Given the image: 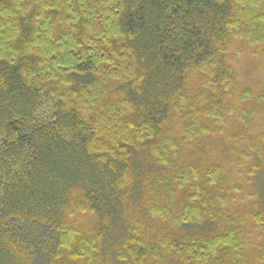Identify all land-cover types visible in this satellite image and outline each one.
<instances>
[{
	"label": "trees",
	"instance_id": "1",
	"mask_svg": "<svg viewBox=\"0 0 264 264\" xmlns=\"http://www.w3.org/2000/svg\"><path fill=\"white\" fill-rule=\"evenodd\" d=\"M0 264H264V0H0Z\"/></svg>",
	"mask_w": 264,
	"mask_h": 264
},
{
	"label": "rangeland",
	"instance_id": "2",
	"mask_svg": "<svg viewBox=\"0 0 264 264\" xmlns=\"http://www.w3.org/2000/svg\"><path fill=\"white\" fill-rule=\"evenodd\" d=\"M228 56L240 72L241 80L253 79L251 84H254L255 82L253 81L256 80L254 76L258 72V64L256 58L249 53V46L242 41H237L230 48Z\"/></svg>",
	"mask_w": 264,
	"mask_h": 264
}]
</instances>
